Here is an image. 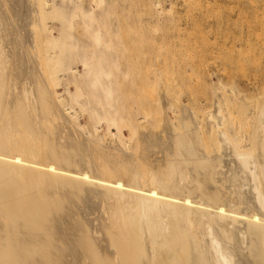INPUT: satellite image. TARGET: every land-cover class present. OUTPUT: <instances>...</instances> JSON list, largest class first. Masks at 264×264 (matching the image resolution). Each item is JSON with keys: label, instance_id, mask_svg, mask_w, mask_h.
<instances>
[{"label": "bare ground", "instance_id": "1", "mask_svg": "<svg viewBox=\"0 0 264 264\" xmlns=\"http://www.w3.org/2000/svg\"><path fill=\"white\" fill-rule=\"evenodd\" d=\"M105 1L0 0V264H264V97L218 82L201 115L136 80Z\"/></svg>", "mask_w": 264, "mask_h": 264}, {"label": "rangeland", "instance_id": "2", "mask_svg": "<svg viewBox=\"0 0 264 264\" xmlns=\"http://www.w3.org/2000/svg\"><path fill=\"white\" fill-rule=\"evenodd\" d=\"M83 1L85 5H90V0L89 2L88 0ZM153 1L154 0H142V2L141 0L105 1L108 8L111 9L110 11H112L113 3L116 8L120 7V10L122 4L124 5L122 10L124 9L126 11L125 13L123 12L124 10L121 12L119 9L117 11L115 8V12L120 16V20L125 17L122 16L123 14L126 15V13H128L126 15V17L128 16V20L132 19L133 21L135 18L141 23L139 24L134 20L138 24V26H136L137 24L135 25V28L140 26L139 28L142 29L141 32H144L143 38L146 42H144L143 45L146 47L143 48V45L141 47H131V51H137V49L142 48V54L143 52H146V56L141 55V57L139 56L138 58L140 59L138 61L140 63H138L137 66L139 65L138 68L140 74L135 76L136 80H138V78H141L140 81H145V79L153 80V78L155 79L160 72V76L158 75L156 80L159 81L160 79V82L163 81L165 88L166 83L167 85L168 83L171 84V86L169 85V94L173 99H176L174 101L176 102L179 100L178 104L181 105L182 103L184 107H191L193 101L192 108L200 112V114L202 112L201 115L205 114L203 112L207 113L208 110H210L212 104L211 91L213 86L216 83L218 84V82L220 85L219 87L223 92L224 88L226 92L229 91L227 94L225 93L226 96H229L231 93L232 95L234 94L233 96H235V98L237 97L236 100L238 103L240 100L242 101L244 99V102H241L243 107L252 106L250 103H253L254 101V104L256 105L257 102L264 97V0H159L160 8L158 9H156L157 7L155 8L152 6ZM115 4H118V6ZM125 4H127V6L131 5V7H127ZM129 7L135 11H130L129 9L130 12H128ZM140 7H142V9ZM160 9L161 11H159ZM119 12H121V14H119ZM117 13H110L111 15L114 14L113 16L116 18L113 20L114 23L119 19L118 16L115 17ZM130 13L133 14L131 15ZM110 14H108L106 20L108 22L110 21L111 24H114L110 18ZM151 15H154V18ZM147 17H149L148 20L151 18L154 20L155 18H159V22L156 21V19L155 21L157 24L154 20L153 22L150 21L155 25H151L150 22L146 23L145 20ZM132 21H129V23H134V21ZM142 21H145V23L143 24ZM118 24L120 25L121 22ZM118 24H116L117 28L119 27ZM149 24L151 25L150 28H156H154L156 31L151 29L154 33L156 32V34L153 35L155 37V41L153 42L150 40L154 38L152 36L154 33L148 28V26H150ZM116 25L114 24L112 27H116ZM144 25L147 27V30L145 27L146 32L144 31V28H141ZM162 25L166 26L163 28ZM75 27H77V29H75ZM75 27L73 32L78 35L74 34L81 38L80 36H82V34L80 27L79 29L78 26ZM171 28H173V31ZM117 30H115V33H117ZM148 34H151L150 36H152V39L150 37L149 40L147 39ZM133 37L135 40H133L132 37L131 40L135 41L132 43L134 45V43L136 44V36ZM149 41L152 45L154 44V46L150 45L147 47V44H150ZM165 41L168 42L169 45L166 44ZM162 45H164L165 48H163ZM162 51H164V53H162ZM167 55L168 57H164ZM144 60L146 62H144ZM161 63L162 65L164 64V67ZM152 72H154L155 75H152ZM167 73H170L168 74L169 77L167 76ZM142 74H144V76ZM172 82L175 84H173V87ZM212 82H214V84ZM174 87H176L175 91L172 92L171 88L174 90ZM231 87H233L234 90ZM230 88L232 89L231 91ZM57 91H59V89ZM238 98L241 99L239 100ZM200 104L204 106L202 107ZM237 106L242 107L240 103L237 104ZM81 111L82 117L80 118V122L84 125L87 124L85 122H89V114L83 109ZM178 113L180 114L178 111L175 116L180 117L181 115L178 116ZM145 128L148 129L150 127L148 125L146 127L145 125ZM143 129L144 127L142 128V131L146 132L145 130L147 129ZM125 131L124 134L127 135V131Z\"/></svg>", "mask_w": 264, "mask_h": 264}]
</instances>
